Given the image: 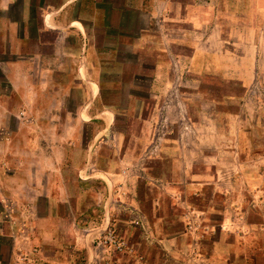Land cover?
Listing matches in <instances>:
<instances>
[{
	"label": "crops",
	"instance_id": "1",
	"mask_svg": "<svg viewBox=\"0 0 264 264\" xmlns=\"http://www.w3.org/2000/svg\"><path fill=\"white\" fill-rule=\"evenodd\" d=\"M258 60L264 0H0V264H93L126 171L155 158L177 179L182 150L148 127L177 105L179 73L201 97L248 88ZM194 101L200 140L226 120ZM225 245L206 264H230Z\"/></svg>",
	"mask_w": 264,
	"mask_h": 264
},
{
	"label": "rangeland",
	"instance_id": "2",
	"mask_svg": "<svg viewBox=\"0 0 264 264\" xmlns=\"http://www.w3.org/2000/svg\"><path fill=\"white\" fill-rule=\"evenodd\" d=\"M255 63L248 88L207 84L201 97L179 73L177 105L160 114L162 124L156 117V125L148 127L161 137L169 134L182 150L177 179H172L171 161L155 158L141 162L149 172L138 165L126 171L135 181L128 190H116L111 224L94 244L93 264L217 263L220 241L228 245L230 264H264V60ZM202 95L210 106L207 115L226 121L199 140L190 120L199 113L188 108L187 100L203 103ZM151 111L145 116L150 120ZM144 128L137 121L123 126L128 133ZM130 198H141L142 204L135 208ZM153 229L155 234L180 233L181 240L170 247L162 242L166 238L151 235Z\"/></svg>",
	"mask_w": 264,
	"mask_h": 264
}]
</instances>
